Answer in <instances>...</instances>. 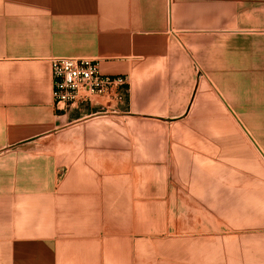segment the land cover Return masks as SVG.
<instances>
[{
  "label": "crops",
  "instance_id": "1",
  "mask_svg": "<svg viewBox=\"0 0 264 264\" xmlns=\"http://www.w3.org/2000/svg\"><path fill=\"white\" fill-rule=\"evenodd\" d=\"M0 264H264V0H0Z\"/></svg>",
  "mask_w": 264,
  "mask_h": 264
},
{
  "label": "built area",
  "instance_id": "2",
  "mask_svg": "<svg viewBox=\"0 0 264 264\" xmlns=\"http://www.w3.org/2000/svg\"><path fill=\"white\" fill-rule=\"evenodd\" d=\"M53 101L57 107H87L93 99L102 98L107 110L124 100L129 92L127 76L101 73L99 62L88 57L58 56L52 58ZM116 108V109H115Z\"/></svg>",
  "mask_w": 264,
  "mask_h": 264
},
{
  "label": "rangeland",
  "instance_id": "3",
  "mask_svg": "<svg viewBox=\"0 0 264 264\" xmlns=\"http://www.w3.org/2000/svg\"><path fill=\"white\" fill-rule=\"evenodd\" d=\"M125 99H126V97L124 98V100H125ZM109 109L113 110V109H114V107H112V106H111V107H109ZM115 109H116V108H115Z\"/></svg>",
  "mask_w": 264,
  "mask_h": 264
}]
</instances>
